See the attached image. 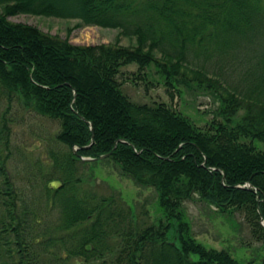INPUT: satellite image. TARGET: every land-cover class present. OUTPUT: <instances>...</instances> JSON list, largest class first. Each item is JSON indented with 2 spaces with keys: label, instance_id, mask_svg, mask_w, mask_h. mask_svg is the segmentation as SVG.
<instances>
[{
  "label": "trees",
  "instance_id": "trees-1",
  "mask_svg": "<svg viewBox=\"0 0 264 264\" xmlns=\"http://www.w3.org/2000/svg\"><path fill=\"white\" fill-rule=\"evenodd\" d=\"M0 7V93L57 124L36 154L40 142L17 148L0 123V264H264L196 241L184 206L197 195L222 214L236 212L264 241V0H0ZM22 13L114 28L136 46H76L6 20ZM152 62L170 98L174 83L194 82L219 98L218 117L198 126L164 102L131 101L120 67ZM110 151L106 159L123 175L156 191L161 219L139 222L118 196L85 185L81 168L91 162L81 158ZM16 152L24 155L22 185L10 168Z\"/></svg>",
  "mask_w": 264,
  "mask_h": 264
},
{
  "label": "rangeland",
  "instance_id": "rangeland-1",
  "mask_svg": "<svg viewBox=\"0 0 264 264\" xmlns=\"http://www.w3.org/2000/svg\"><path fill=\"white\" fill-rule=\"evenodd\" d=\"M2 13L3 9L0 7V14ZM6 20L36 27L44 34L67 40L76 46L97 44L136 46L134 37L122 36L117 29L98 26L78 27L79 20L74 18L63 19L22 13L8 15ZM156 57L160 58L159 55ZM118 81L121 91L131 101L148 104L164 102L198 126H204L213 117H218L219 98L204 91L194 82L188 81L186 85L174 83V95L170 98L166 91L168 86L165 85L163 75H160L155 62L149 63L143 69H139L136 63L122 65ZM3 120L10 131V142L15 147L40 142L36 154L44 153V144L47 139L49 140L51 132L57 128L55 121L26 111L0 93V123ZM254 145L261 148V143L257 141H254ZM23 156L16 152V155H10L9 160L12 175L17 178L16 182L20 185H22L19 182L20 177L25 176L21 161ZM106 158L90 161L89 165L81 168L85 185L95 187L100 194L113 193L118 196L132 208L139 222L154 223L161 219L162 211L158 206L156 191L151 187L137 185L130 177L121 173L114 161ZM15 165L16 170L13 167ZM184 206L192 236L205 247L224 249L240 263L258 262L264 257V241L256 240L251 235L240 214L236 212L222 214L197 195L185 201Z\"/></svg>",
  "mask_w": 264,
  "mask_h": 264
},
{
  "label": "water",
  "instance_id": "water-1",
  "mask_svg": "<svg viewBox=\"0 0 264 264\" xmlns=\"http://www.w3.org/2000/svg\"><path fill=\"white\" fill-rule=\"evenodd\" d=\"M73 152H74V153L76 152V148H75V147L73 148ZM111 152H112V151H110V152L107 153V154L101 155V156H99L98 158H85V157H82L81 160H85V161H94V160H97V159H102V158L108 157V156L111 154ZM247 188L250 189V190L252 189L251 186H250L249 184L247 185ZM257 200H258V196H257ZM257 211L259 212L258 207H257ZM260 224H261L262 226H264V221H263L262 219H260Z\"/></svg>",
  "mask_w": 264,
  "mask_h": 264
},
{
  "label": "bare ground",
  "instance_id": "bare-ground-1",
  "mask_svg": "<svg viewBox=\"0 0 264 264\" xmlns=\"http://www.w3.org/2000/svg\"><path fill=\"white\" fill-rule=\"evenodd\" d=\"M92 142V141H91ZM76 148V147H75Z\"/></svg>",
  "mask_w": 264,
  "mask_h": 264
}]
</instances>
